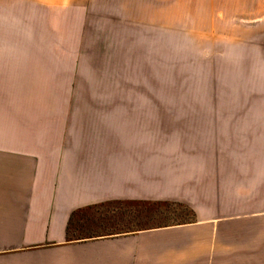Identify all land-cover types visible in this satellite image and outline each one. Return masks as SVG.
Here are the masks:
<instances>
[{
  "label": "crops",
  "instance_id": "obj_1",
  "mask_svg": "<svg viewBox=\"0 0 264 264\" xmlns=\"http://www.w3.org/2000/svg\"><path fill=\"white\" fill-rule=\"evenodd\" d=\"M159 1L0 0V264H264V22L251 44L257 84L235 120L71 111L91 69L99 102L138 96L124 73L140 71L130 62L137 34L143 24L157 32ZM15 17L32 43L13 40ZM29 18L71 37L67 58L41 56ZM93 35L112 39L113 63L80 55ZM240 55L246 63L247 43ZM232 56L236 77L237 46ZM34 66L50 68L60 108L20 105ZM110 70L115 98H106ZM238 92L233 84L232 103ZM167 201L191 207L194 220L84 234L92 208Z\"/></svg>",
  "mask_w": 264,
  "mask_h": 264
},
{
  "label": "rangeland",
  "instance_id": "obj_2",
  "mask_svg": "<svg viewBox=\"0 0 264 264\" xmlns=\"http://www.w3.org/2000/svg\"><path fill=\"white\" fill-rule=\"evenodd\" d=\"M159 3L158 22L152 23V28H157V32L151 29L150 24H143V32L137 34V52L130 62L139 66L140 71L124 73L125 77L133 74V80L139 82L138 96L128 92V95L124 94L122 103L113 100L99 102L92 94L96 93V89L89 75L94 70H84V78L85 72L88 73L82 86L84 90L80 98L76 97L71 101V111L235 120L240 113V109L236 111V108L241 106L243 96L245 99L250 97L251 86L257 84L254 83L256 79L251 76L250 69L260 56L253 57L251 44L259 42L255 39L261 38L264 0H160ZM146 14L145 12L143 18L147 17ZM21 20L20 17L14 18L13 40L32 43L34 39L30 40L27 35L22 34L26 27L21 26ZM37 21L36 18H29V22H35V26H29V29L40 32L34 33V38L39 37V41L44 42L42 46L46 50L40 52L41 56L67 58L68 52H64L62 47L68 45L63 43L71 37L54 34L59 28L48 22H45L46 29H40ZM75 39L73 37L72 41ZM246 43L249 56L244 63L245 57L240 55V48L244 50ZM235 46L236 69L241 74L237 73L233 77L232 53ZM112 48H115V44L110 38L84 36L80 55L84 59L86 57L87 60L109 65L115 61L112 58H118L116 54H111L114 52ZM106 49L111 51L107 57ZM125 62L128 60L125 59ZM33 70L32 73L36 76L34 80L26 82V91L22 96L20 94V105L23 101L25 109L60 108L58 98L51 93V82L46 75L50 68L34 66ZM107 72V88L112 94L106 98H115L116 87L110 83L115 81L116 70ZM128 81L130 80L127 79ZM233 84L236 91H240L235 93L234 103L231 99ZM243 88L245 95L241 92ZM194 214L191 207L176 201L142 205L134 203L128 206L115 202L85 212L84 234H98L111 226L138 229L185 224L194 220Z\"/></svg>",
  "mask_w": 264,
  "mask_h": 264
},
{
  "label": "trees",
  "instance_id": "obj_3",
  "mask_svg": "<svg viewBox=\"0 0 264 264\" xmlns=\"http://www.w3.org/2000/svg\"><path fill=\"white\" fill-rule=\"evenodd\" d=\"M167 225H169V224L160 225V226H158V227L167 226ZM170 225H171V224H170ZM147 228H151V227H147ZM112 231H113V230H111V229H107V230H104L103 232H100V233H103V234H110ZM100 235H102V234H100Z\"/></svg>",
  "mask_w": 264,
  "mask_h": 264
}]
</instances>
